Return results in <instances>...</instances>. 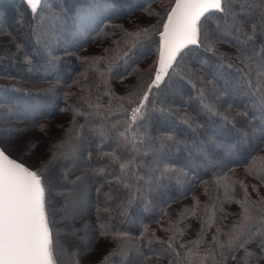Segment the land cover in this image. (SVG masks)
<instances>
[{
  "label": "snow or ice",
  "instance_id": "6c2138e0",
  "mask_svg": "<svg viewBox=\"0 0 264 264\" xmlns=\"http://www.w3.org/2000/svg\"><path fill=\"white\" fill-rule=\"evenodd\" d=\"M25 2L30 13L26 20L21 14L20 24H26L34 37L33 51H43L49 63L59 59L54 55V45L62 33L85 35L91 30L97 37L111 35L113 39L103 54L80 57L83 70L68 85L80 91L63 93L66 102L70 95L76 96L77 102L69 104L73 119L47 160L33 167L0 146V264H80V257L94 239L87 233L95 225L85 221L79 229L69 230L67 222L84 216L82 194L88 190V180L96 182L95 191L99 193L102 185L96 177H105L113 164L119 165L121 173L113 179L126 191L122 197L119 189L113 192L110 188L104 193V212L111 213L107 201L113 199H118L117 207L124 218L137 203L151 210L163 203L152 199L154 189L174 187L182 197L192 195L193 204L174 218L161 207V221L168 217L166 223L158 221L167 233L165 238L157 237L147 226L140 233L149 245L154 240L159 242L160 249L155 253L159 259L153 264H160V259L167 264H259L264 260V196L259 195L264 186V0H169L163 5V14L149 13L159 17L155 24L137 25L131 30L111 21L131 16L137 8L147 11L141 0L135 7L121 6L119 0H76L73 6H69V0ZM0 31L11 37L3 46L7 51L11 52L9 45L15 47L16 53L24 49L17 35L4 28L2 19ZM153 43L155 57L141 69L137 53ZM222 44H229L236 52H225ZM24 59L31 62L28 51H24ZM101 62L106 67L101 68ZM119 65H126L130 69L127 76L135 75V80L126 86L124 95L117 97L111 79ZM233 68L235 73L227 71ZM90 76L94 77L92 82L86 83ZM173 80L180 104L187 108L194 101L207 122L159 102L160 85ZM38 91L55 93L56 89ZM105 96L107 103H101ZM245 98H250L249 104L243 102ZM0 109H4L6 123L37 119L18 105H0ZM153 111L164 118L155 134L150 122ZM77 116H83L84 123L78 122ZM181 125L191 129L195 139L189 138ZM22 131L0 129V135L16 139ZM253 139L259 141L254 150L261 155L248 166V175L256 183H246L235 168ZM109 140L131 155L106 150ZM145 152H151L156 159L151 165H143L141 174L142 162L137 156ZM57 161L68 163L67 167L60 164V175L53 171ZM201 163L216 170L210 179L199 181L207 202L200 200L191 178ZM80 167L82 175L69 180L70 171ZM61 180L79 188L65 196L56 209L52 201ZM237 186L243 190L237 201L241 210L236 221L226 226L218 213L224 212L226 201L235 198ZM249 188L256 191L258 199H252ZM100 213L97 205L99 234L110 235L115 241L109 255L125 254L135 248L141 257L138 264H146L150 258L140 251L141 243L132 241L126 231L114 230L112 217L102 218ZM189 216H197L201 225L199 234L186 240V228L191 225L182 228L181 224ZM78 232L84 235L77 237ZM69 235L85 241L71 253L66 242Z\"/></svg>",
  "mask_w": 264,
  "mask_h": 264
},
{
  "label": "trees",
  "instance_id": "16d2710c",
  "mask_svg": "<svg viewBox=\"0 0 264 264\" xmlns=\"http://www.w3.org/2000/svg\"><path fill=\"white\" fill-rule=\"evenodd\" d=\"M75 2L76 0H69V6H73ZM119 2L121 6L135 7L138 0H119ZM141 2L144 7L147 8V11L137 8L131 16L113 18L111 24L123 25L130 30L137 25L145 26L147 24H155L159 17L150 15L149 13L160 12L163 14V5L167 4L169 0H141ZM149 5L150 7H148ZM29 13L30 9L27 7L24 0H0V19L3 21L4 28L13 31L14 34L17 35L19 41L25 45L24 49L19 53H16L13 45H9L11 52L7 51L3 46L8 44L11 37L4 35L3 31H0V105H18L32 116L37 117V119L23 122L11 120L6 123L2 117L4 109H0V129H23V131L18 134V138L9 139L13 142L10 143L9 146L11 149L15 148L13 147L14 144H18L19 141L24 139L27 149L23 150L22 155L17 156L13 153L11 154L14 158H19L21 161H25L31 166L33 164L37 166L41 161L47 160L52 155V152L57 150L55 145L64 138L70 127L73 113L69 109V104H75L77 102L76 96L70 95L66 102L63 93H78L80 91L78 87H68V85L72 84L74 79H77L78 73L83 70L80 57L99 56L103 54V49L111 43L113 37L111 35H101L97 37L96 32L91 30L85 35L74 34L71 31L62 33L58 38V42L54 45V55L59 57V59L55 64H52L48 62V58L43 51H33L34 37L31 36L26 24L24 26H21L20 24V20L22 19L21 14H23V17L26 20ZM4 36H6V39L3 38ZM220 47L228 53L236 52V49L229 44H222ZM257 47H259V42H257ZM24 51L29 52L31 62L24 59ZM65 52L68 54H65ZM137 56L141 61L140 68H147L155 57L154 43L140 49ZM259 59L260 57L258 56L257 60ZM5 61L8 62L7 65ZM104 67H106V65L101 62V68ZM126 69V65H119L113 70L111 85L112 90L117 97L124 95L126 86L135 80V75L127 76V71H130V69ZM227 71L229 73H235L234 68L228 69ZM120 75H124L127 78L125 80H120L118 78ZM9 77L12 78L10 79ZM93 78L94 77L90 76V80L86 83L92 82ZM208 79H211V77H208ZM49 87H54L56 89L55 93L38 91ZM177 87L175 80L162 83L158 91L159 102H163L165 106L172 104L175 109L179 110V112L187 111L194 119L207 122L205 116L196 110L194 101L190 102L187 108L180 104L181 97L177 91ZM185 90H187L186 87ZM154 92H156L155 89ZM172 95H174V98ZM107 100L108 97L105 96L101 103H107ZM243 102L249 104L250 98H245ZM256 114L257 116L259 115L258 112ZM76 119L78 122L84 123L85 118L83 116H77ZM169 119H175V117H169ZM150 122L152 131L155 134L164 123V118L160 116L159 112L153 111L150 113ZM176 122L178 124L180 123L179 120ZM181 129L189 136V138L195 139V134L191 129H188L183 125H181ZM114 135L115 134H113V136ZM5 140L6 138L3 135H0V146L6 148L2 143L5 142ZM107 143L110 147L106 148V150L115 149L118 153L125 152L123 148H118L117 144L112 140H109ZM258 145L259 141L253 139L251 145L246 147L244 156L240 158L239 166L235 168L236 174L241 178H245L246 183H256V181L248 175V166L252 164L254 158L261 155L258 150H254L258 149ZM40 146H43L42 149H40ZM23 155L30 156V160H25ZM125 155H131V153L125 152ZM183 155L184 154L182 153L179 154L181 159H183ZM155 159L156 157L151 152H145L143 155L137 156V160L142 162L141 174L144 171L143 165H151ZM81 161H83V157H81ZM105 162L106 158L100 163L103 164ZM61 163H63L65 167L68 166L66 161H57L53 171L58 175L61 174L59 171ZM257 163H259V161H257ZM215 171V169L201 163L199 167L196 168L195 172L191 174L193 184L197 185L195 191L197 194H200V200L202 202H207L208 197L201 194L203 186L199 185V181L201 179H210ZM82 172V167L71 170L68 179L74 180L77 176L82 175ZM120 174L119 165L113 164L106 170L105 177L97 176L96 180L102 185L99 193L95 191V188L97 187L96 182L88 180V190L82 194L84 200L87 202V204H84L85 214L80 219L67 222L68 228L75 227L77 229H79L85 221L95 225V227L87 233L88 237L94 239L91 242L90 249L80 257V264H138V261L141 259L135 248L127 251L125 254L109 255L115 245V241L110 235L101 236L99 234V227L96 224L97 205L100 206V215L102 218H107L109 216L112 217L111 223L114 230L119 229L121 231H126L129 233L132 241L141 243L142 247L140 251L150 258L146 261V264H153L154 261L159 259L155 255L160 249L159 242L154 240L153 243L149 245L146 239H141L140 233L143 232L144 227L147 226L157 237L165 238L167 233L158 221L166 223L168 217H164L163 221H161V207H165L168 216L174 218L181 210L193 204L192 195L190 193L182 197L181 192L176 188L167 187L154 189L152 191V199L163 203L151 210H145L142 204L137 203L129 210V216L124 218L120 215L121 210L117 207L118 199H113L107 201L108 206L111 208V213L104 212L103 209L106 201L104 193L108 192L110 188L113 192H116V190L119 189V196L122 197L126 191V189H123L117 181L113 179L114 176H119ZM62 186L67 188V192H64L65 194L60 190ZM77 188H79V185L73 186L61 180L59 182L58 193L54 195L52 201L55 208L59 209L61 204L59 197H57L58 195L61 197L63 196L64 202L65 196L69 195ZM248 191L251 194L252 199H258L255 190L249 188ZM220 192L221 194L223 193L222 188L220 189ZM242 195L243 190L237 186L235 198L224 203V212L222 214L218 213V217H224L222 220L224 225H231L236 221L237 214L241 210L240 204L237 203V201L241 199ZM259 195L264 196V186H261ZM218 222L221 221L218 220ZM186 225H191V227L186 228L184 238L186 240H191L199 234L201 221L197 216H189L188 219L181 224V227L184 228ZM214 231L215 225L212 228V232ZM81 234V232H78L77 237L81 236ZM208 236L210 238L211 232L208 233ZM77 237L71 235L66 237V242L69 246V253L85 243ZM251 247L253 250L258 251L255 245H252ZM160 264H167V262L160 259ZM232 264H236V262L233 261ZM252 264H256V262L253 261ZM259 264H264V260H260Z\"/></svg>",
  "mask_w": 264,
  "mask_h": 264
},
{
  "label": "rangeland",
  "instance_id": "374dc122",
  "mask_svg": "<svg viewBox=\"0 0 264 264\" xmlns=\"http://www.w3.org/2000/svg\"><path fill=\"white\" fill-rule=\"evenodd\" d=\"M4 39H6V36H4L3 37ZM6 62V65H7V61H5ZM5 70H7V69H5ZM172 97L174 98V95H172ZM19 103H20V101H19ZM12 140H9V139H6L5 140V142H2L5 146H6V148H8V149H10V151H11V153H13L14 155H22V152H23V150H25V149H27V147H26V144H25V142H24V139H22L21 141H19V143L18 144H14V146L13 147H15V148H10V143H13V142H11ZM25 144V145H24ZM42 147L43 146H40V149H42ZM23 157L25 158V160H30V156H24L23 155ZM32 166H36L35 164H33ZM60 190H61V192L63 193V194H65L64 192H67V188L66 187H64V186H62L61 188H60ZM57 197H59V199H60V206L63 204V196L61 197V196H57ZM84 204H87V202L84 200ZM138 219H140V218H138ZM69 230H71V227H69ZM82 233V232H81ZM84 235V233H82L81 234V236H83ZM88 235V234H87ZM77 239V238H76ZM83 242H85L84 240H83ZM82 242V243H83ZM84 244V243H83Z\"/></svg>",
  "mask_w": 264,
  "mask_h": 264
},
{
  "label": "water",
  "instance_id": "95a60500",
  "mask_svg": "<svg viewBox=\"0 0 264 264\" xmlns=\"http://www.w3.org/2000/svg\"><path fill=\"white\" fill-rule=\"evenodd\" d=\"M25 1V0H24Z\"/></svg>",
  "mask_w": 264,
  "mask_h": 264
}]
</instances>
